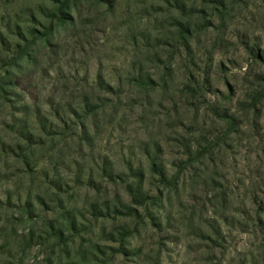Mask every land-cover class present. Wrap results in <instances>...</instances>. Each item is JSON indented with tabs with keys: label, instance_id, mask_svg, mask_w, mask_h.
Returning <instances> with one entry per match:
<instances>
[{
	"label": "rangeland",
	"instance_id": "374dc122",
	"mask_svg": "<svg viewBox=\"0 0 264 264\" xmlns=\"http://www.w3.org/2000/svg\"><path fill=\"white\" fill-rule=\"evenodd\" d=\"M0 264H264V0H0Z\"/></svg>",
	"mask_w": 264,
	"mask_h": 264
},
{
	"label": "trees",
	"instance_id": "16d2710c",
	"mask_svg": "<svg viewBox=\"0 0 264 264\" xmlns=\"http://www.w3.org/2000/svg\"><path fill=\"white\" fill-rule=\"evenodd\" d=\"M67 1H69V0H67ZM65 10V9H64ZM59 20L61 21V22H65L66 20H67V18H70V16L66 13V12H63V10H61L60 12H59ZM183 25H181L180 27H179V29L180 28H182L181 29V34H183L184 32L186 33V35L188 34V28H189V25H186V26H183ZM188 46V44H186V46L185 47H187ZM254 57H256L257 59L259 58V55L258 54H255L254 55ZM261 58V57H260ZM128 210H129V208H128ZM131 212H134V210H131Z\"/></svg>",
	"mask_w": 264,
	"mask_h": 264
}]
</instances>
